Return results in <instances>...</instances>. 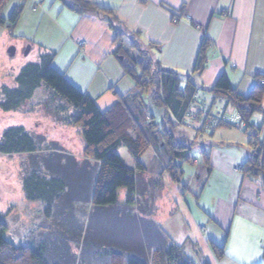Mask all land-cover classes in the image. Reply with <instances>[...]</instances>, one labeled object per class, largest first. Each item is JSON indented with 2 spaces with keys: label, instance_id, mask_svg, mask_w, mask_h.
Listing matches in <instances>:
<instances>
[{
  "label": "trees",
  "instance_id": "16d2710c",
  "mask_svg": "<svg viewBox=\"0 0 264 264\" xmlns=\"http://www.w3.org/2000/svg\"><path fill=\"white\" fill-rule=\"evenodd\" d=\"M6 1L0 0V26L12 30L22 6L15 7L9 18L5 19L2 12ZM59 1L80 15L96 14L112 30L111 54L124 75L132 81L134 92L119 96L114 107L106 112L101 111L92 98L73 87L52 67L54 55L46 52L40 53L36 61L21 68L14 79L15 86L1 87L0 109L12 112L23 108L34 92L45 86L51 92L50 101L58 98L51 107L56 121L79 127L85 144V159L77 161L54 142H47L45 136L30 132L23 126L5 129L0 135V153L29 155V164L22 174L25 198L44 201L45 214L49 215L54 207L59 206L57 204H60L62 197L66 204L90 205V209L77 217L59 211L54 218L59 220L62 217L61 226L56 233H52L54 236L50 232L39 237L38 234L30 237L29 243L24 246L15 245L5 238L8 227L4 213L0 212V264H116L117 261L123 264H151L152 261L153 264L160 259L167 264H193L184 256L182 247L168 242L161 228L150 217L153 211L142 208L137 213L129 212L131 206L137 204V199L142 205L140 196L143 191L161 187V183L153 179H150L152 188L142 180L139 174L144 166L140 158L146 150H155L162 157V171L174 184H180L184 174L183 163L191 159V147L174 133L175 124H183L191 118L190 121L197 124L194 127L197 132H202L203 128H233L221 121L206 126L204 118L201 119L200 112L204 110L207 113L205 120L221 110L216 99L222 97L225 102L224 115L228 116L225 110L229 108L239 113L251 126L252 115L264 112L260 97L255 96L254 92L248 97L240 96L230 88L225 74H221L209 89L200 88L193 82V74L202 72L206 65L205 51L209 45L206 39L201 44L194 73L181 77L163 68L154 59L153 49H157V45L148 43L142 46L139 31L126 33L118 25L111 9L98 7L92 0ZM125 38L129 41V49L124 48ZM145 102L159 109L162 116L159 123L154 122L152 115L142 113ZM193 108L197 110L193 111ZM135 110L140 112L135 113ZM126 111L135 137L121 128L127 124ZM142 114L145 126L139 121ZM240 131L246 133L243 129ZM120 145H124L134 158V168L126 166L116 154ZM204 149L201 147L200 151L204 156L206 173H209L211 165ZM257 161L251 155L242 171L249 176H257ZM190 162L198 164L194 163V159ZM119 188L126 190L124 206L116 205ZM110 214L119 221L118 233L113 225L103 227V220H107L104 217ZM98 223L100 228H97ZM125 229L128 233L134 229L135 236H125ZM211 249L215 258L222 257V248L211 243Z\"/></svg>",
  "mask_w": 264,
  "mask_h": 264
},
{
  "label": "crops",
  "instance_id": "0c3cea01",
  "mask_svg": "<svg viewBox=\"0 0 264 264\" xmlns=\"http://www.w3.org/2000/svg\"><path fill=\"white\" fill-rule=\"evenodd\" d=\"M92 1L98 7L111 9L118 25L126 31H139L142 46L148 43L157 45V49H153L154 59L163 68L181 77L194 73L201 44L204 39L208 40L211 46L208 45L205 51V68L199 74H193V82L200 88L209 89L221 74H225L232 90L242 97L254 92L264 107V86L256 85L258 73H264V0ZM19 5L22 11L12 30L5 28L15 50L23 48L24 52L25 47H30V54H35L36 58L40 53H53L52 67L73 87L92 98L101 111H109L119 96L133 90L132 81L124 75L111 54L114 34L96 14L80 15L67 9L59 0H43L35 10L31 0H7L3 18L8 19ZM126 44L129 46L128 40ZM217 103L219 107L222 105ZM228 111L233 112L229 108ZM45 120L46 124L51 123L53 133H45L38 120L33 124L35 130L31 125L25 126V119L19 121V126L24 125L26 130L45 136L47 142H54L77 161L85 159L82 152L85 144L79 127L63 122L56 124L49 117L43 119L44 123ZM250 124L264 137L263 123L257 126L250 118ZM38 128L42 130L38 131ZM55 131L63 133L64 138L57 137ZM128 133L135 137L131 131ZM177 136L186 139L181 133ZM78 146L81 147L80 151L76 150ZM238 150H242L243 154L239 155L231 146L215 151L212 147L208 152L204 149L205 155L209 156L211 170L217 168L224 175L217 180L219 190L216 194L212 193L207 201L205 188L196 187L193 194L196 200L203 198L206 202L203 204L212 203L210 215H204L202 229V222L197 224L196 218L190 216L191 222L197 224L196 230L201 234L205 232V238L200 235V240L210 264H264V207L262 200L255 198L258 179L245 174V171H235V168L245 167L253 148L242 146ZM18 155L24 156L26 165L29 164L28 154ZM144 178L146 182L149 180L145 174ZM18 181L16 194L22 206L29 207L27 211H34L36 216L49 219L63 210L66 215L77 217L90 209V205L66 204L62 197L60 204H57L60 208L54 207L51 215L45 214V202L40 199L27 200L23 193L22 177ZM183 188L187 192L188 187ZM178 193L184 197L182 191ZM142 198L148 200L147 197ZM161 204L165 214L156 216L152 212L150 217L161 228L168 242L182 247L185 253V238L173 240L160 224L171 218L169 205L164 199ZM168 224H173L174 231L182 234V225L176 228L174 221ZM172 236L174 239L180 237L173 232ZM19 241L18 246L29 243V239H26V243L22 238ZM211 243L223 249L221 258L214 257ZM198 262L206 263L205 260Z\"/></svg>",
  "mask_w": 264,
  "mask_h": 264
},
{
  "label": "rangeland",
  "instance_id": "374dc122",
  "mask_svg": "<svg viewBox=\"0 0 264 264\" xmlns=\"http://www.w3.org/2000/svg\"><path fill=\"white\" fill-rule=\"evenodd\" d=\"M42 3V2H41ZM40 3V5H41ZM124 31H126L124 29ZM127 33V31H126ZM129 33V32H128ZM126 39H124V48H128V44H126ZM10 47H14L12 45L9 36L6 35L5 27L0 26V100H1V87L8 86L13 87L15 86V77L21 70V68L30 62L36 61V55L33 53L30 54V51L26 55L23 53V48L16 49L13 54L9 52ZM26 49V47H25ZM155 51V50H154ZM132 54H136L134 51H130ZM30 54V55H29ZM257 79V78H256ZM131 93L134 90L130 91ZM51 99V92L49 89L45 88V86H41L37 89L31 100L26 103L23 108H20L17 111L12 112H4L0 109V135L2 132L10 126L18 125L21 123L20 120L25 119V126H30L32 130H35L33 124L35 121H39L43 125V131L45 133H53L50 124H46L43 119L48 118L55 120L56 124L59 121L55 119V113L51 110L53 107L54 102L56 103L58 98H53L55 101H50ZM148 102V101H147ZM146 103V102H145ZM54 109V108H53ZM134 110V109H133ZM140 110H135V113H139ZM142 113H146L147 115H152L153 120L155 123L160 122V111L159 109L155 108L152 105L146 103L143 105ZM227 113H230L228 111ZM127 119L121 128L125 132L127 130L133 133V129L131 127L132 122ZM142 118L139 119L142 126H145V122ZM36 115H38L36 117ZM35 116V117H34ZM40 119V120H39ZM191 120V118H190ZM186 120L183 124H175L173 131L175 134H182L185 136L186 139H181L184 143L191 147L189 151V156L191 159H195L198 161V164H192L190 161H186L183 163L184 174L181 178V183L173 184L168 175L163 172V163L162 157L156 154L153 149H148L140 158V163L143 164V170L139 174L140 177L143 179L144 174L149 178L147 181L149 183V187L152 188L150 183V179L155 180L156 182L161 183V187L158 189L157 187H153L152 190H146L142 192L140 199L142 197H147L148 200L143 199L142 205H140L139 200L137 199V204L135 206H131L132 208L129 212H136L137 210L140 211L150 209V211L155 213L156 216L164 215V211L162 208V200L164 199L166 204L169 205L168 210H170L171 218L166 220L165 222L162 221L160 224L165 232L175 241H179L181 238H185L183 240L186 241L185 244V254L188 260H190L193 264H200L198 260H205L207 262V255L204 253V247L200 240V235H205V232L201 234L195 228L197 224L201 221L202 226L200 229L203 228L204 225V215L209 216L211 211V204H203L205 200L203 198H197V200L193 197V194L196 193V187L202 189L205 188L207 192L206 201L211 198L212 193L216 194L219 190L220 183H217V180L224 175L220 172L217 168H213L209 173H206V166L204 161V156L201 153V147L206 149V152L209 150L215 151V149L219 148H228L229 146L233 147L238 151L239 155L243 154L242 150H238L239 147L242 149V146L247 148H253V138L249 137L248 134L243 133L242 131L229 128V127H218L214 129H206L203 128L199 134H197L194 127L197 126L196 122ZM252 122L259 126L263 123L264 130V113H255L251 117ZM50 121V120H49ZM172 121H175L174 119ZM51 122V121H50ZM27 123H29L27 125ZM45 124V125H44ZM131 124V125H130ZM21 125V124H20ZM24 126V125H23ZM42 130V128H38V131ZM159 132V131H158ZM55 135L59 138H64L63 133H56ZM260 135L261 131H260ZM77 147V146H76ZM79 147V146H78ZM81 147H79L78 151H80ZM84 152V150L82 151ZM116 154L120 157L123 163L126 166H136V162L134 158L131 156L130 152L124 145H120L116 149ZM252 157H254V148L251 153ZM250 155V157H251ZM23 157V158H22ZM239 157V156H238ZM258 158V157H257ZM258 160V159H257ZM259 161V160H258ZM257 161L256 168H259V162ZM248 164V162H247ZM246 165V164H245ZM26 166L24 156L18 154H3L0 153V212L4 213L5 215V222L7 224V230L4 233V236L7 240L11 241L13 244L18 245L20 243V239L26 243V239H29L32 236L38 235V237L42 234L48 233V231L52 233H56L57 229L60 225V220L62 217L58 218L59 220L55 219L54 216L51 218L45 219L44 216L39 215L36 216L34 211H27L29 207L22 206V202H20V197L16 194L17 190V181L21 179L22 174L24 172V168ZM202 168V170H201ZM201 170L202 172H199ZM235 171H242V167L235 168ZM198 174L200 176L198 177ZM258 179L257 176L254 177ZM147 179V178H146ZM145 181V180H144ZM19 182V181H18ZM188 187L187 192H185V188L183 186ZM140 188V186H139ZM262 182L258 179V186L255 191V198L262 200L263 207H264V190H263ZM178 191H182L184 197H180V193ZM258 193L260 196H258ZM155 195V196H154ZM153 197V198H151ZM210 202V200H209ZM185 203H187L185 205ZM206 203V202H205ZM117 206H124L126 205V190L125 188H119L117 190ZM162 205V206H161ZM189 206V207H188ZM33 210V209H32ZM192 213V214H191ZM192 215L196 218L195 222H191L190 216ZM103 220L105 227L107 224L113 225L115 232L118 231V224L119 221L116 219L115 216L109 215L108 217H104ZM57 221V222H56ZM59 221V222H58ZM174 221L176 228L181 227L182 225V234L176 233L173 228V224H168V222ZM97 228H100V223L97 224ZM171 229V230H170ZM104 229H102L103 231ZM117 230V231H116ZM36 231V232H35ZM40 231V232H38ZM123 234L127 237L135 236L136 232L134 229H131L129 233L124 230ZM172 232L178 234V239H174L172 236ZM118 233V232H117ZM54 236V234H52ZM79 246V245H78ZM189 246V247H188ZM76 248V247H75ZM78 250V248H76ZM202 262V261H201ZM116 264H123L121 261H117ZM152 264V261H151ZM153 264H167L164 259L156 260Z\"/></svg>",
  "mask_w": 264,
  "mask_h": 264
},
{
  "label": "built area",
  "instance_id": "2783aa9c",
  "mask_svg": "<svg viewBox=\"0 0 264 264\" xmlns=\"http://www.w3.org/2000/svg\"><path fill=\"white\" fill-rule=\"evenodd\" d=\"M32 1V8L35 10L40 6V3L43 0H31ZM256 83L258 86L262 87L264 86V73H258ZM216 101L220 102L221 105V110L216 113V115L212 114V118H207L205 120V117L207 115L206 111L200 112L201 119L204 120V124L206 126H213L216 125L218 122L222 123H229L232 125L233 128L238 129V130H245L246 133L248 134L249 137H252L254 142H253V148H254V157H258L257 159L259 160V168H258V179L262 182L263 188H264V137H261L259 135V131L257 128L247 125V123L243 120L241 115L237 112H232L228 114V116L224 115L223 109L224 108V99L222 97H218ZM193 111H196L197 109L193 108ZM191 110V114L192 113ZM226 112V110H225ZM264 190V189H263ZM258 196L259 193H258Z\"/></svg>",
  "mask_w": 264,
  "mask_h": 264
},
{
  "label": "water",
  "instance_id": "95a60500",
  "mask_svg": "<svg viewBox=\"0 0 264 264\" xmlns=\"http://www.w3.org/2000/svg\"><path fill=\"white\" fill-rule=\"evenodd\" d=\"M29 49H30V47H26V49H24V52H23L24 55H26V54L28 53ZM14 51H15V48H14V47H10L9 52H10L11 54H13ZM121 58H122V57H120V59H121Z\"/></svg>",
  "mask_w": 264,
  "mask_h": 264
}]
</instances>
